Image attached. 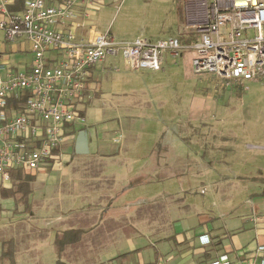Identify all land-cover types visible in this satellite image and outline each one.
I'll list each match as a JSON object with an SVG mask.
<instances>
[{
    "label": "rangeland",
    "instance_id": "374dc122",
    "mask_svg": "<svg viewBox=\"0 0 264 264\" xmlns=\"http://www.w3.org/2000/svg\"><path fill=\"white\" fill-rule=\"evenodd\" d=\"M183 23L181 0H119L95 11L92 21L98 33L108 32L115 41L143 38L152 43L176 38L188 45L197 35L184 31ZM194 56L192 50L180 51L176 57L166 53L162 71L136 73L116 57L106 63H116L118 71L103 75V81L120 85L121 117L114 122L115 136L119 141L123 135L133 139L105 166V173L117 185L110 193L116 207L126 203L138 215L146 199L163 195L165 207L172 196L182 199L178 222L169 221L170 215L165 213L163 234L174 237L160 246L167 254L164 258H169L167 264L198 263L196 248L193 256H183L186 251L177 243L180 237L201 229L203 222L214 219L220 227L239 221L241 215L264 216V199L258 188L262 190L264 184L247 181L254 177L264 182V149L253 148H264V81L225 87L210 75L194 74ZM131 91L135 93L132 97ZM114 102L105 101L109 106ZM54 163L30 174L34 181L29 185H80L82 169ZM154 166L159 170H153ZM161 178L160 182L133 185L137 180ZM3 227L6 222L0 220V243L11 230ZM254 231L241 237L245 240ZM148 242L145 238L136 241L141 246Z\"/></svg>",
    "mask_w": 264,
    "mask_h": 264
},
{
    "label": "built area",
    "instance_id": "2783aa9c",
    "mask_svg": "<svg viewBox=\"0 0 264 264\" xmlns=\"http://www.w3.org/2000/svg\"><path fill=\"white\" fill-rule=\"evenodd\" d=\"M22 1V12L14 14L8 0H0V33L9 43L25 37L32 54L26 72L7 69L0 57L3 187L10 185V171L34 174L58 159L67 127L84 122L90 71L107 57H120L131 71L158 72L164 54L192 50L196 75H210L225 87L264 81V0H181L184 31L197 35L188 45L176 38L115 41L108 32L79 40L76 31L109 0ZM24 95V102L10 106ZM209 264H264V243L247 254L225 252Z\"/></svg>",
    "mask_w": 264,
    "mask_h": 264
},
{
    "label": "crops",
    "instance_id": "0c3cea01",
    "mask_svg": "<svg viewBox=\"0 0 264 264\" xmlns=\"http://www.w3.org/2000/svg\"><path fill=\"white\" fill-rule=\"evenodd\" d=\"M116 1L119 0H109L107 5ZM8 3L10 13L22 12V0H8ZM49 3L52 4L53 1L49 0ZM93 20L94 12L90 13L84 27L76 31L79 40L87 41L93 32H97L92 24ZM129 41L132 40L124 42ZM180 43L187 44L185 41ZM169 54L171 57L177 56ZM0 57L7 69L26 72L32 63L30 44L25 37L9 43L4 34L0 33ZM108 59L116 58L107 57L100 65L91 69L82 102L84 122L67 127L65 140L55 161L65 168L75 165L82 169L78 180L80 185H29L25 204L19 200L20 197H0V220L6 222V227L3 228H11L9 235L0 243V264H56L58 259L62 264H167L169 261V258H164L167 254L164 255V250L160 248L163 243L174 240V237L163 234L165 213L170 215L169 221L178 222V212L181 209L178 202L182 199L172 196L170 200V196L166 195L169 201L165 207L163 195H157L143 201L144 209L137 215L126 203H121L123 208L116 207L117 201L110 196L117 185L105 173V166L115 160L119 151L131 145L133 139L123 135L119 141L115 136L114 122L121 117L118 113L121 109L118 105L120 85L115 81L111 84L103 81L104 74L118 71L116 63H106ZM145 71L155 72L130 70L131 73ZM133 94L135 93L131 91V97ZM108 98L115 101V104L107 105L105 101ZM80 131H85L88 138L89 152L83 156L74 153L75 140ZM156 146H159L158 143ZM157 166L152 167L153 170H159ZM173 176L169 175L168 178ZM160 180L162 178L142 180L137 186ZM103 181L110 184H96ZM247 181L255 185L264 184L261 178L251 177ZM89 182L91 185H88ZM11 186L1 188L9 189ZM258 188L261 191L259 195L264 199V187L262 190V187ZM239 219L221 223L220 227L216 226L218 222L214 219L199 223L202 228L180 237L177 246L186 251L183 256L191 253L193 256V249L196 248L197 264H209L225 252L237 255L250 253L264 243V216L262 219L261 215H241ZM252 230L255 231L249 238L244 240L241 237L243 233H251ZM218 231H221V235H216ZM65 232H70L66 236L68 243L58 257L54 241ZM200 237H204L202 242L208 240L209 244L203 245ZM140 238L148 239V244L141 246L136 243ZM205 254H209L208 257Z\"/></svg>",
    "mask_w": 264,
    "mask_h": 264
},
{
    "label": "trees",
    "instance_id": "16d2710c",
    "mask_svg": "<svg viewBox=\"0 0 264 264\" xmlns=\"http://www.w3.org/2000/svg\"><path fill=\"white\" fill-rule=\"evenodd\" d=\"M236 86L239 87L238 85H236ZM26 97H27V95H24L21 98H19L18 100L12 101L10 106H15L19 103L24 102ZM82 116H83V114H82ZM55 153L58 154V151ZM9 175H10V185H12V186L9 189L0 188V196L2 198H15L16 194H19L20 195L19 200L23 201L25 204L26 199H27L28 194H29V184L34 181V177L32 175L26 174L22 171H10ZM141 182L142 181L137 180L135 183H133V185L140 184ZM14 188H15V190H13ZM69 234H70V232H65L61 236H57V238L54 241V245H55L58 257L60 255L62 248L68 243L66 236ZM208 255L205 254L204 256L208 257ZM56 264H62V263L58 259Z\"/></svg>",
    "mask_w": 264,
    "mask_h": 264
},
{
    "label": "water",
    "instance_id": "95a60500",
    "mask_svg": "<svg viewBox=\"0 0 264 264\" xmlns=\"http://www.w3.org/2000/svg\"><path fill=\"white\" fill-rule=\"evenodd\" d=\"M88 150V138L85 131H80L76 137L75 145H74V153L76 155H87Z\"/></svg>",
    "mask_w": 264,
    "mask_h": 264
}]
</instances>
